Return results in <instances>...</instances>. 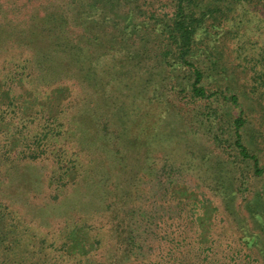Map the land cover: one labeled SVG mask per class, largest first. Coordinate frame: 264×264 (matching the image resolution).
<instances>
[{
	"label": "trees",
	"instance_id": "trees-1",
	"mask_svg": "<svg viewBox=\"0 0 264 264\" xmlns=\"http://www.w3.org/2000/svg\"><path fill=\"white\" fill-rule=\"evenodd\" d=\"M242 2L264 4V0H173L172 14L154 16L155 21L151 22L141 8L134 7L137 0H28L22 6H28L29 11L22 27L13 26L9 19H0V35L11 29L13 45L21 50L12 53L11 68L4 74L10 83L8 90L14 91L18 80L24 81L28 92L38 96L47 92L42 90L51 87L57 90L59 84L69 80L81 89L80 95L62 105L56 115L45 108L28 115L20 111L22 104L14 101L7 109H0V121H11L8 128L0 127V166L16 162L14 168L24 170L20 180L24 183L26 177L41 174L32 173L33 162H51L50 177L45 178L54 193L53 197L50 196L51 202L57 209H63L68 202L76 204L78 198L80 203L88 198V201H97V207L104 206L97 212L101 211L107 218L106 234L110 236L111 246L104 257L100 251L71 263L65 262L67 242L59 236L60 244L48 243L47 238L33 230L38 225L29 223L37 221L47 226L42 223L48 220L40 219L39 215L52 211L49 203L26 221V215L13 207V200L0 199V264L142 262L137 255L141 256L144 250V241L148 240L147 226L153 216L149 211L150 196L146 197L148 193H143L141 187L145 177L141 172L144 173L146 167L151 168L150 146L159 140L154 127V101L160 106L165 103L156 89L151 88L153 77L158 73L154 70L161 68L162 84L170 85L174 81V89L190 92L193 98L219 97L226 103L239 106L236 92L226 95L221 88L210 90L205 80L214 78L212 64L217 62L210 53L219 51L215 31ZM206 52L211 64L201 60ZM107 55L123 58L119 63L121 67L116 64L113 70L118 75L116 83L128 91L135 93L136 90L134 72L144 70L148 75L140 91L144 97L141 102L144 109L134 106L126 110L123 102L114 104L112 97L102 91L104 81L108 80L98 73L95 63ZM153 90L151 98L149 95ZM112 104L117 105L113 106L114 111H110ZM247 118L243 112L233 116L230 141L239 158L248 164L251 162L252 174L257 177L264 173V166L258 155L250 150L245 138L244 133L250 125ZM208 121L210 128L214 122L210 116ZM212 133L217 142L222 139L216 132ZM1 137L6 138L5 143ZM67 145L76 150L67 155L64 149ZM95 166L100 169L99 175L94 174ZM71 170L77 173L74 181L66 179ZM7 175L6 180L12 181L10 168ZM40 177L31 183H40ZM0 182L1 191L3 180ZM85 184L87 187L83 186ZM259 198L249 203L248 211L264 222V203ZM93 213L78 216L84 227H88V218H92ZM67 215L70 221L65 227L70 229L79 221L77 218L71 222V214ZM181 227V224L177 225L178 230ZM246 237L250 246L258 241V236ZM184 247V243L174 247V264H196L187 262ZM202 252L205 253L202 264H234L228 257L213 260L210 257L213 244L205 245ZM91 257L97 258L92 260Z\"/></svg>",
	"mask_w": 264,
	"mask_h": 264
},
{
	"label": "rangeland",
	"instance_id": "rangeland-1",
	"mask_svg": "<svg viewBox=\"0 0 264 264\" xmlns=\"http://www.w3.org/2000/svg\"><path fill=\"white\" fill-rule=\"evenodd\" d=\"M27 2L0 0V19H9L13 26L22 27L29 16L28 6L22 8ZM134 7L141 8L146 13L145 18H150L148 20L151 22L155 21L154 16H170L174 9L173 0H137ZM11 33V29H6L0 35V71L5 69L0 73V109H7L9 103L14 101L22 104L20 111L28 115L41 108L53 115L58 114L62 105L80 95L81 89L69 80L59 84L57 90L55 87L42 90L47 92L38 96L28 92L24 81L18 80L16 89L12 92L8 90L10 83L5 80L4 74L11 68L12 53L21 51L13 45ZM215 35L219 51L210 53L211 58L217 62L212 64L211 74L214 78L208 77L205 84L210 90L221 88L226 95L236 92L242 110L219 97L193 98L190 92L174 89V81L170 85L166 82L162 84L159 75L161 68L154 70L158 73L153 77L151 88L156 89L165 103L160 106L154 101V127L159 140L150 146L151 168H145L146 175L141 172L145 176L141 187L143 193H148L146 197L150 196L149 211L153 219L147 226L148 240L144 241V250L141 256L137 255L142 261L138 264H174V247L179 243L185 245L187 262L202 264L205 256L202 248L213 244V252L210 253L213 260L228 257L234 264H264V222H260L248 211L249 203L256 201L259 196L264 203V173L253 176L251 162L248 164L239 158L230 141V122L233 116L243 112L250 123L244 133L248 146L264 166V4L239 3L229 17L221 22ZM209 58L206 52L201 60L211 64ZM122 61L123 58L109 55L96 61L98 73L108 80L104 81L106 84L102 91L112 97L114 104L123 102L126 110L134 106L144 109L141 103L144 97L140 91L148 75L144 70L134 72L133 86L136 94L128 91L116 83L118 75L113 70L114 65ZM154 91L149 95L151 98ZM71 105L74 107V102ZM117 105L112 104L110 111H114L113 106ZM208 116L214 122L210 128ZM10 122L0 121V127L6 129ZM212 132L219 134L222 139L217 142ZM1 138L2 143H5L6 138ZM64 149L67 155L76 150L68 145ZM33 163L35 166L31 169L32 173L41 174L26 177L24 183L20 181L24 170L21 167L14 168L16 162L0 166V179L3 180L0 199L13 200V207L26 215V221L33 217L35 211L49 203L53 207L52 211L41 212L39 215L40 219L48 220L42 223L47 226L37 221L29 223L38 225L33 230L47 238L48 243L54 241L56 245L60 244L59 236L67 242L65 262L71 263L100 251L103 257L108 254L111 246L110 236L106 234L107 218H104L101 211L97 212L104 206L97 207V201H88V198L80 203L78 198L76 204L68 202L66 208L57 209L50 198L54 193L45 181V178L50 177L52 163ZM97 166L94 168L95 175L100 172ZM137 166L140 167V164ZM9 168L12 181L6 180ZM39 176L40 183H31ZM76 177V170H71L66 179L74 181ZM42 178L44 181H41ZM73 205L76 207H71ZM74 208L78 209L73 212ZM91 212L94 213L90 216L92 218H88V227H84L78 216H87ZM67 214H71V222L77 218L79 221L74 223L77 225L71 223L73 225L70 229L65 227L66 222L70 221L69 217L66 218ZM178 224L182 226L179 230ZM246 235L258 236L256 244L250 246ZM100 238H103V242H100ZM96 258L91 257L92 260Z\"/></svg>",
	"mask_w": 264,
	"mask_h": 264
}]
</instances>
